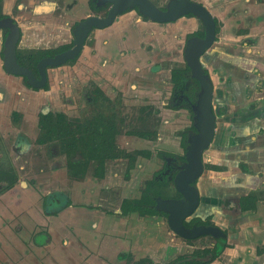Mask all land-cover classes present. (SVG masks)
<instances>
[{"label":"flooded vegetation","instance_id":"obj_1","mask_svg":"<svg viewBox=\"0 0 264 264\" xmlns=\"http://www.w3.org/2000/svg\"><path fill=\"white\" fill-rule=\"evenodd\" d=\"M30 1H33L32 4H29ZM44 1H46L47 3L45 4L46 6H43L46 7V9L38 11V6L40 5V2ZM149 1L158 10L166 11L171 2L179 0H166L167 4L164 7L157 5L154 0ZM185 1L202 6L210 14L214 22V41L211 47L205 50L203 54L199 57V62L201 68L203 69V74L208 76L213 88L211 110L215 117V129L214 136L209 147L202 154L203 172L192 183V186L195 187L198 192L199 205L195 212L186 220H184L183 225L185 228L188 229L200 226L217 227L222 231V233L225 235V239L227 240L226 230L218 226L211 215L201 218V216L197 214L201 202V195L197 187L199 179L203 176L206 170L213 171L206 169V166L210 165L218 167L220 169L219 171H213L216 173L224 174L226 173V170L228 171L227 165L225 167L221 164L207 163L204 161L205 156L207 159L209 158L210 160H212V155L209 151L212 148L213 142L215 140H219L217 125L221 121L228 120L227 102L215 90V87L211 80V74H215L214 70H212L213 68L211 64L214 60V57L216 56V53H210V50L214 47L215 43L217 42V36L223 27V23L212 14V11L213 9L222 10L224 7L221 6L219 2L214 0L211 1L212 3L209 5L205 2V0ZM240 1H242V6L244 8L243 11H241V8H239V11L242 12L240 15L248 13L249 8H246V5H259L258 11L256 12V14H258L257 16L253 17V15H249L245 20H233L232 26L235 28L236 33L241 36L245 33H248L252 22L258 23L262 19V5L260 4H264V0ZM5 2H7L8 5H6L7 10H5L3 6ZM110 8L111 4L102 0H0V12L1 15L4 16L3 19L10 18L19 29L20 37L16 47V60L17 54L30 55L42 51H55L57 49L64 48V50L59 53L40 59L42 60L44 58H52L58 54L65 52L66 50L70 49L73 45L74 31L78 24L90 17L99 19L105 18ZM14 9H16L18 12L16 16L13 15ZM131 12H133L137 17L141 18L144 22L148 21L158 24L160 26L174 24L182 18L193 20L191 21V26H189L188 28L189 32L183 37V45L181 46V52L179 54L176 53L177 57L181 58L182 63L171 61L170 57L167 54H164L162 59L157 64L158 69L161 71L160 75L155 77L157 79H154L152 77L149 79H142L143 82L146 83V85L147 83L150 84V81L151 83L155 84V88H157L158 91H156V95L154 97H150V93H146L141 97L133 93L134 90L139 88L138 72H136L134 68H131L130 70L127 69L124 71L122 68V63L118 62V58L120 59V50L118 49V46L121 47L122 42L119 41L115 43V54L113 53L115 56L111 59L106 58V55H104L103 52H98L95 47L96 32L111 27L120 16ZM46 14H49L50 16L47 17ZM227 15L229 17H232L239 15V13H236L235 9H231L227 12ZM17 16H19L18 18L20 20L17 18ZM47 19H50V24H46ZM178 20L170 23L160 24L150 21L147 18H142L138 13L137 8L127 9L123 14L116 16L110 26L103 29L92 28L85 38L82 49L74 59L68 60L64 64L57 67H46V82L45 85L40 89H34L28 86L27 81L24 77L7 74L4 71L3 41L8 31L6 29H1L0 128L6 126L11 128L12 131H14L15 140H13V151L14 153L16 152L19 155L20 162L23 160V166L19 167V170H23V168H25V164L27 163L25 157L29 151L28 147H30L26 140L28 138L31 143V146H34L36 148L35 155L38 151L39 153L40 151L46 153V147L50 144L54 147V150L46 154L50 159L48 169L50 173H47L49 176L46 177V181L52 178L58 180V164L52 158L59 156V154L61 153L63 154L62 156L65 160L66 173L71 178L74 185L79 184V180L84 178V174L86 173L87 168L89 167L92 168L91 178L94 180H101L109 173L113 174V176L117 178L118 170L115 169L114 171H112L111 166H113L114 168L125 167V171L123 173V179L125 182H131L134 179H137L139 176V172H143V174H147L149 176L147 177L148 179L144 180L142 186H140V183L142 182L144 176L140 179L139 190L135 183L131 187V191H135V193L139 194V196L131 199L129 197H122L116 208L112 209L111 212L107 210L105 212V215L108 213L107 215L111 217L110 220H115L116 223H118L120 220L126 223V221L123 219L129 217L130 215H134L136 219L140 221L150 222L155 220L158 223V218L164 216L166 217L167 221V214L164 212H160L156 209V200H180L182 198V196L174 189L173 181L176 174L182 170V166L185 163V154L188 146V138L192 137L197 133L196 129L194 128V106L200 90L199 83L196 81L198 83V88L195 94V98H193L194 103L190 105V100L188 99V95H186V93L189 92L188 90L191 87L195 88V85L193 84V82L187 81L182 88L175 89L171 80V75L174 70L185 69L186 67L188 68L184 58V51L186 49L187 41L192 38L203 39L205 35V26L203 25L202 21L196 16L187 14L182 16ZM28 30L31 31L29 32ZM20 44H23L24 48H20ZM243 44L245 43H242V45ZM233 46L236 45L223 46L222 48H220V50L226 52L225 54L227 55H232L231 50L236 49V47ZM86 51L88 52L85 57L84 53ZM40 60L36 62V64L34 65V69L32 67L28 68L26 66H22L21 64H19L18 60L17 63L21 67L30 70L35 76V78L39 79L37 65ZM223 62L224 61H222V63ZM76 65H79L77 67L78 71L75 70ZM232 67L233 66L231 65V68ZM60 68L62 69V72L57 74L55 77L50 78L49 71ZM65 68H67L68 71L64 72ZM123 71L125 72V74L122 73ZM130 72H132V74H129ZM188 77L191 78L190 70ZM50 79L56 83L55 90H53L52 86L49 87V82H51ZM143 87H145V90L143 91H146L148 89H154L147 88L146 86ZM38 92L46 93L48 94V96H51L53 93V99L55 100L53 106H49V104H47L46 102H42L39 96H37L38 100L36 95L29 96L30 93L36 94ZM127 100L132 101L130 106L131 108L129 109V111L131 110L132 112L131 114H128L129 111L123 112V105L124 102H127ZM137 103H140L141 106L138 107ZM261 113L262 115L264 114V108L261 109L260 114ZM165 116H167V119L165 118ZM43 118H46L47 123L50 122V124L54 126L55 132L48 134L47 131H44L42 129V124L40 121L43 120ZM27 121L30 124L28 128ZM176 121L181 122L179 125V128H181H178L175 131L177 147L173 148L172 150L171 148H167L168 146H164L163 144H161V129H163L166 124H170L171 122ZM186 121H188L189 123H185ZM125 127H127L129 130L125 131V134L127 136L139 139L143 142H155L152 143V145L158 143L159 147H156L154 150L138 148L137 150H134L131 153H129L128 151L124 152L123 150H121V146L118 145V140H121L123 136L122 130H124ZM1 133L3 135L4 132ZM140 133H143L145 136H140ZM183 136H185L186 140V146L184 147L182 145ZM96 138L98 139V141H95ZM223 139L225 140V138ZM95 142L106 143V145L111 146V150L109 153L110 156L105 157L102 154L99 157H94V155H92V149L93 144ZM230 143H232V141ZM222 144L223 146H219L217 143L213 144V147H215V149L217 150H221V147H224L225 149L218 155H214L217 158L216 160L218 162L223 161L224 158H227V154H224L225 152H234L233 150L235 148L234 145H228L225 141H222ZM55 148H58V150H55ZM244 150L245 149L242 148V150L238 151L241 152ZM139 153L146 154L144 155ZM40 154L41 158L45 156L42 153ZM140 160L144 162V167L140 165ZM124 161H126L125 165ZM6 163L10 164L9 161H6ZM157 163L160 164V166L157 165ZM146 165L147 168L145 167ZM242 167L243 164L239 163L236 170L244 171ZM6 169H8L5 171V177L7 178V181L0 182V195L11 190L17 183L18 174L15 172V168L9 165V167H7ZM40 171L43 173L45 172L41 169ZM11 177L15 179L13 186L7 190H3V188L8 185ZM53 179L52 181L50 180V182L53 183ZM163 180H166L167 182L166 187H164L165 189H163L166 190L170 184L171 188H173V191L175 192L171 195H166V199H155V205L153 206V208L158 212L157 215L139 216L138 213L135 212H131L128 214L122 213L121 207L123 201L138 200L141 197L143 191L146 190L148 183L154 181L159 182ZM171 181L172 183H170ZM52 183L47 182L45 185L48 186L47 188H49ZM53 185L57 186L55 184ZM116 185L119 184L117 183ZM109 188V186H106V190H109ZM111 189L109 191L114 192L115 188ZM169 189L170 188H168V191L171 192V189ZM260 192L263 191H256L251 193ZM62 194L63 195H61V193L56 194L52 192L46 193L42 197L41 209L42 211H45V215L47 217H52V219L54 217H57L60 214V211H62L61 207H64V202L66 201H69V204L67 206L65 205V208H76L74 207V203L73 201H71L70 197L68 195L66 197L64 193ZM247 195L241 196L239 198L236 196H229V198H225L224 200H222V206L223 209L226 210L225 212L229 213V215H237L239 213L240 217L245 213L254 212L242 211L241 209L240 199ZM263 198L264 196L262 194V196L259 197V200L257 202L264 201ZM83 200H89V198L86 197ZM53 204V210L59 208L58 212L56 214L47 213L46 210L49 209ZM232 205L234 206V208H230V206ZM93 208L95 209L96 207L93 206ZM193 219H200L203 222H209L211 224L190 225V222ZM115 226L116 224H113L112 226V231L114 235H116L117 233V230H114ZM202 237H209L215 243L216 238L210 235L200 236L196 239ZM115 239H118L117 235ZM182 240L186 243L187 239ZM193 240L191 241L193 242ZM35 241L37 243L43 242L39 240V237ZM214 243L212 246H207L204 248H212L214 246ZM120 255H126V253H122ZM127 256L130 257V262H132V256L130 254ZM153 264L158 263L154 262Z\"/></svg>","mask_w":264,"mask_h":264},{"label":"crops","instance_id":"obj_2","mask_svg":"<svg viewBox=\"0 0 264 264\" xmlns=\"http://www.w3.org/2000/svg\"><path fill=\"white\" fill-rule=\"evenodd\" d=\"M211 1L213 0H205L208 5L212 3ZM214 1L219 2L224 8L211 10L212 14L223 23V27L217 36V42L210 50V53H216L211 64L212 70L215 72V74H211V80L215 90L227 102L228 114V120L221 121L217 125V132L220 141L234 145L235 148L232 154L230 151L224 153L227 154V158H224L225 161L218 162L214 155H218L225 149L221 147V150H217L213 147V150L210 151L212 160L209 158L204 160L207 163L221 164L225 167L228 162L231 163L227 166L228 171H225L226 173L206 170L199 179L197 187L201 195V202L197 214L201 218L211 215L215 223L227 232V243L230 247L226 248L222 256L211 264H221L222 258L225 257L226 264H264V250L259 248L260 245H264V207L262 205L264 201L257 202V208L254 212L245 213L241 217L239 213L229 215L222 206V200L229 198V196L239 198L251 192L263 191L264 193V114H260L261 109L264 108V4H260L262 5L260 22H252V24L250 22L248 33L240 36L232 26L233 20H245L249 15L257 16L256 12L259 5H246L245 7L249 8L248 13L240 15L241 11L244 10L242 1ZM32 2L30 1L29 4ZM45 4H47L46 1L40 2L38 11L46 9L43 7L46 6ZM231 9H235L239 15L229 17L227 12ZM46 15L47 17L50 16L49 14ZM191 21L193 20L182 18L174 24L160 26L152 22H144L131 12L120 16L111 27L96 32L95 47L98 52H103L106 58L111 59L115 56L111 49L112 45L119 41L122 42V46H118L120 50L118 62L122 63L124 71L134 68L138 72V86L142 89L138 88L133 93L140 97L150 93V97H154L158 91L155 84L150 81V84L147 83L146 85L142 79L151 77L157 79L155 77L161 73L157 64L164 54H167L171 61L181 62L176 53L181 52L183 37L189 32L188 28L191 26ZM50 22V19H47L46 24H50ZM170 25H176V28L171 31ZM242 43L245 44L242 45ZM231 45H236L233 46L236 49L231 50L232 55H227L226 52L220 50L223 46ZM172 50L173 52H171ZM87 52L84 53L85 57ZM222 61L224 62L222 63ZM213 62L215 63L213 64ZM124 71L122 73L125 74ZM143 86L155 90L143 91L145 90ZM231 141L232 143H230ZM242 148L245 150L238 151ZM239 163L245 167L244 171L236 170ZM230 208H234V206L232 205ZM257 215L262 216L263 222L254 219ZM119 222L115 223L117 232H125L126 236L124 237H127L128 240L132 239L130 243L137 247L136 250L138 249L139 254L143 250L140 249V246L154 247L149 250L150 253V251L157 250L161 246L164 249V246L169 244L160 237H169L171 232H162L161 236L157 238L151 232V229H154L160 234L165 229V226L161 225L160 222L153 220L144 225L142 221H139L136 225H130L126 231H124L123 226L125 222L121 220ZM117 240L119 243L122 241V244H128L126 239L120 240L118 237ZM134 247L125 252H119V254L115 253V261L124 262L118 256L122 253L129 255L130 251L133 253ZM144 257L146 256H136L132 260L137 261ZM108 263L106 262V264Z\"/></svg>","mask_w":264,"mask_h":264},{"label":"rangeland","instance_id":"obj_3","mask_svg":"<svg viewBox=\"0 0 264 264\" xmlns=\"http://www.w3.org/2000/svg\"><path fill=\"white\" fill-rule=\"evenodd\" d=\"M154 1L161 7L167 4L166 0ZM6 5L7 2L3 4L5 10H7ZM17 13V10L14 9L13 15L16 16ZM18 17L19 16H17V18ZM169 28L173 31L176 25H170ZM28 31L30 32L31 30ZM23 44H20V48H24ZM111 49L115 54V44L112 45ZM171 52H173V50ZM179 59L181 60V58ZM214 63L215 62H213V64ZM78 66L79 65L75 66V70L77 71ZM65 71H68V69L65 68L64 72ZM61 72V68L50 70L49 76L53 78ZM51 86L53 90L56 89V83L53 80L49 82V87ZM31 95H36V97L39 96L41 101L46 102L49 106H53L55 102L53 93L51 96L43 92H38L36 94L30 93L29 96ZM131 103L132 101L130 100H127L126 103L124 102L123 112L129 111ZM137 105L138 107L141 106L140 103H137ZM131 113L130 110L128 114ZM165 118L167 119V116H165ZM27 123L28 128L30 124L28 121ZM180 123V121H176L166 124L165 126L163 125L164 127L162 126L161 144L168 146L167 148H171L172 150L177 147L175 131L179 128ZM185 123L189 122L186 121ZM126 130L129 131L128 128L125 127L124 130H122L123 136L121 140H118V145L121 146V150L124 152L128 151L131 153L138 148L154 150L156 147H159L158 143L152 145V143L155 142H143L139 139L127 136L125 134ZM1 132H4L3 135ZM14 136V131H12L11 128L6 126L0 128V171L5 173V171L8 170L6 168L10 165L15 168V172L18 174L16 185L8 192L0 195V264H106V262H109L108 264H128L129 261L126 260L124 262H116L115 253L119 254V252H125L134 247V244L130 243L132 239L128 240L127 237H124L126 236L125 232H117L116 234H118L117 236L120 240L126 239L128 241V244H122V241V243H119V241L115 239L116 235H114L112 231V226L116 222L115 220H110L111 217L107 215L108 213L105 215V212L107 210L111 212L112 209H115L122 197H129L131 199L139 196L135 191H131V187L135 183L139 190V187L143 185L144 180H147L149 176L143 174V172H139L137 179L131 182H125L123 179L125 167L114 168L111 166L112 171L115 169L118 170L117 178L109 173L101 180H94L91 178L92 168L89 167L84 174V178L79 180V184L74 185L73 181L66 173V164L62 156L63 154L61 153L59 156L52 158L58 164L59 173L58 180L52 178L54 181L52 183L50 182L52 179L46 181V177L49 176L47 173H50L48 171L50 159L46 154L54 150L53 145L50 144L46 147V153L40 151V153L45 155L41 158L39 151L35 155L36 148L31 146L27 138L26 140L30 146L28 147L30 152L28 151L25 157L27 160L25 168L19 170V167L23 166V160L20 162L19 155L16 152L15 154L13 151ZM214 143L223 146L220 140H215L213 144ZM213 144L210 151L213 150ZM55 150H58V148H55ZM230 154H232V152H230ZM204 158L205 161L208 160L206 156ZM230 158H232L231 155ZM6 161H9L10 164H7ZM139 162L141 163L140 165L143 166L144 162L141 160ZM230 163L231 162H228L227 166ZM125 164L126 161H124V165ZM157 165L160 166L158 163ZM145 167L147 168V165ZM40 169L45 172H41ZM142 177L143 180L139 186V181ZM47 182L52 183L49 188L45 185ZM117 183L119 185H116ZM106 186L110 187L109 190L115 188L114 192L106 190ZM168 188L171 189V192L168 191ZM168 188L166 189L167 191L164 190L165 195H171L175 192L170 184ZM52 192L56 194L61 193V195L64 193L66 197L68 195L76 208H65L64 206L61 208L62 211H60L57 217L53 219L52 217H47L45 211L41 209V199L46 193ZM86 197H88L89 200H83ZM262 205L264 207V203ZM93 206L96 207L95 209L97 210H95ZM158 219V221L161 222L160 224L165 226V229H163L160 234L156 230L151 229V232H153L156 238L160 237L162 232H171L167 226L166 217L163 216ZM254 219L263 222V218L260 215H257ZM123 220L126 221V223H123L125 228L124 231H126L130 225H136V223L140 221L136 219L134 215H130ZM142 222L144 225L149 223L148 221ZM114 230H117L116 226ZM38 237L39 240L43 242L37 243L35 240L38 239ZM160 238L169 243L164 246V249L162 246L159 248L157 245L159 249H154L149 253V250L154 247L148 248L147 245H143L142 247L140 246V249H143L140 254L137 252L138 249L136 250L137 247L132 249L133 253H131V251L129 253L132 255L133 259H135L136 256L145 255L146 257L144 258L152 260L153 263L168 264L172 263L178 256L190 255L196 248L202 249L207 246H212L214 243L211 238L202 237L188 244L172 232L169 237L165 236L163 238L161 236ZM259 248L264 250V245H260ZM221 264H226V257L224 259L222 258Z\"/></svg>","mask_w":264,"mask_h":264},{"label":"water","instance_id":"obj_4","mask_svg":"<svg viewBox=\"0 0 264 264\" xmlns=\"http://www.w3.org/2000/svg\"><path fill=\"white\" fill-rule=\"evenodd\" d=\"M111 4L105 18L90 17L77 25L74 31V41L70 49L52 58L39 61L37 70L39 79L27 68L21 67L16 60V47L20 37L17 25L10 19L0 20V30L6 29L7 35L3 41V68L7 74L24 77L28 86L40 89L45 85L46 67H57L68 60L74 59L83 47L85 38L92 28L103 29L110 26L115 17L127 9L137 8L142 18L156 23H170L184 15L191 14L199 18L205 26L203 39L192 38L187 41L184 58L191 76L199 83V93L194 106V128L196 134L188 138L185 163L182 170L176 174L174 189L182 196L180 200H156V209L167 214V224L178 237L193 240L200 236L210 235L216 239H224L225 235L217 227L200 226L185 228L184 220L190 217L199 205V196L192 183L202 174V154L209 147L215 129V117L211 110L212 84L208 76L203 74L199 57L209 49L214 41V22L210 14L200 5L185 0L173 1L166 11L158 10L149 0H102Z\"/></svg>","mask_w":264,"mask_h":264},{"label":"trees","instance_id":"obj_5","mask_svg":"<svg viewBox=\"0 0 264 264\" xmlns=\"http://www.w3.org/2000/svg\"><path fill=\"white\" fill-rule=\"evenodd\" d=\"M3 18L4 16L1 15V12H0V19H3ZM63 50L64 48L62 49L60 48L55 51H42V52H38L35 54H30V55L17 54V60L19 64H21L22 66H26L28 68L32 67L34 69V65L41 58L52 56ZM188 75H189V69L187 67L185 69H177L172 72L171 80H172V83L175 89L182 88L187 81L193 82V84L195 85V88L191 87L188 90L189 92L186 93V95H188V99L190 100V105H192L194 103L193 98H195V94L198 88V83L196 82L194 78H192V76L190 78L188 77ZM40 122L42 124V129L44 131H47L48 134L55 132L54 126L51 125L50 122L47 123L46 118H43V120H41ZM140 136H145V135L143 133H140ZM95 141H98V139L96 138ZM182 145L183 147L186 146L185 136H183L182 138ZM110 150H111V146L106 145V143L95 142L93 144L92 155H94V157L96 156L99 157L103 154L105 157H109ZM139 154L145 155L146 153H139ZM206 169L213 170V171L220 170L218 167L210 166V165H207ZM242 169L245 170V167L243 166ZM3 181H7V178L5 177V173L0 171V182H3ZM14 182H15V179L11 177L8 185L5 188H3V190H7L11 188ZM170 183H172V181ZM166 185H167L166 180L159 181V182L154 181V182L148 183L146 190L143 191V193L141 194V197L138 200H133V201L125 200L122 202V207H121L122 213L128 214L131 212H135V213H138L139 216L157 215L158 212L153 208V206L155 205V199L156 198L166 199V195L164 193V189H165L164 187H166ZM262 194L264 196V193L260 192V193H251L245 197H242L240 199V206H241L242 211H255L256 202L259 200V197L262 196ZM68 204H69V201L64 202V206ZM52 207H54V204L49 209L46 210L47 213L56 214L59 208L56 210H53ZM192 224L207 225L211 223L203 222L200 219H193L190 222V225ZM191 242H192L191 240H186V243L188 244H190ZM229 247L230 246L227 244V240L225 238L216 239L214 246L212 248L195 249L190 255L180 256L177 259H175L172 263H169V264H211L215 260L219 259L223 251ZM119 258L122 260L129 261L128 264H153V262L148 258H143L135 262H130V257L127 255H119ZM183 260H186V261H183Z\"/></svg>","mask_w":264,"mask_h":264}]
</instances>
